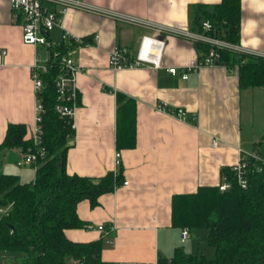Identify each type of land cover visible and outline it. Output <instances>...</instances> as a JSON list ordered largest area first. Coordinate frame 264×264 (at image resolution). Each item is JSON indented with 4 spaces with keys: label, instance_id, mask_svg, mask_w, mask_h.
I'll return each instance as SVG.
<instances>
[{
    "label": "crops",
    "instance_id": "0c3cea01",
    "mask_svg": "<svg viewBox=\"0 0 264 264\" xmlns=\"http://www.w3.org/2000/svg\"><path fill=\"white\" fill-rule=\"evenodd\" d=\"M240 1L237 44L264 54V0ZM86 2L156 26L194 31L196 5L220 0ZM48 8L59 10L54 4ZM21 22L12 14L9 0H0V143L9 123L25 124L26 136H33L36 95L30 67L50 58V49L22 41ZM65 31L85 40L64 43L78 66L74 136L66 153V172L92 178L116 172L114 157L119 151L122 176L112 192L98 198L97 206L91 207L88 200L78 203L83 226L66 229V236L76 242L101 239L102 260L117 264H153L160 257L170 258L177 248L191 255L185 250L189 237L181 242V229L171 225V197L218 185L221 168L236 164L240 150L256 152L264 138V86L242 89L236 71L221 65L190 71L187 79L171 75L165 68L185 65L204 52L185 37L157 33L125 19L70 8L48 39L60 45ZM143 35L164 39L163 68L112 69L110 52L121 47L134 57ZM117 92L135 102L132 148L116 147ZM163 103L168 109H181L184 118L158 109ZM22 155L15 148L1 150L0 173L12 172L21 181L17 168L24 166L17 162Z\"/></svg>",
    "mask_w": 264,
    "mask_h": 264
},
{
    "label": "trees",
    "instance_id": "16d2710c",
    "mask_svg": "<svg viewBox=\"0 0 264 264\" xmlns=\"http://www.w3.org/2000/svg\"><path fill=\"white\" fill-rule=\"evenodd\" d=\"M208 20L219 38L238 43L241 20L240 0H220L216 4H197L194 31H201V21ZM85 41V40H84ZM206 52L208 44L195 42ZM67 51L66 44L55 48ZM218 65L236 71L240 88L264 86V57L221 49ZM47 72L42 74L43 86L38 92L43 111L41 132L37 142L27 137L23 123H9L0 143V151L15 148L20 153L39 149L45 158L33 180L21 182L19 176L0 173V252L3 264H117L102 260V240L76 242L66 229L80 228L83 222L77 205L88 200L91 207L98 198L122 181L120 166L116 172L92 178L66 172V153L71 146L74 129L68 118L55 110V78L58 62L50 52ZM116 147L135 145V102L120 92L116 94ZM221 180L231 186L220 191L216 186H199L194 192L171 197V225L182 229H205L201 237L214 250L211 259L203 255H185L181 248L170 258L160 257L158 264H264V170L250 172L247 188H241L230 166L220 170Z\"/></svg>",
    "mask_w": 264,
    "mask_h": 264
},
{
    "label": "built area",
    "instance_id": "2783aa9c",
    "mask_svg": "<svg viewBox=\"0 0 264 264\" xmlns=\"http://www.w3.org/2000/svg\"><path fill=\"white\" fill-rule=\"evenodd\" d=\"M12 14L14 17H21V38L22 41L30 45H40L52 51L53 60L58 62L59 71L55 78L56 90V106L55 110L60 117L68 118L70 126L74 129V116L77 107L78 90L76 86V75L78 66L68 51L60 53L55 48V45L48 39L49 32L56 25L61 24L63 13L70 8H81L91 12L99 13L109 17L118 19H125L128 22L135 23L144 28H152L157 33H173L185 37L193 42H204L208 44V49L204 54L181 66H169L165 70L171 75H180L182 79H187L188 72L196 71L201 67H213L218 65L219 53L221 49L250 53L253 55L263 56L264 54H256L247 51L238 46V44L230 43L219 38L216 30L212 29V25L208 20L201 21V31L180 30L176 28H164L156 26L145 20L132 18L119 14L108 8H101L90 5L86 0H9ZM48 4H54L59 7V10H52L48 8ZM62 43L83 44L84 39L73 36L65 31L62 35ZM164 39L159 36L143 35L140 38L139 45L134 57L128 54V51L121 47H115L109 55V66L112 69L120 70L124 68L133 67H149L153 69L163 68L161 61L162 50L164 47ZM50 51V52H51ZM51 55V54H50ZM50 59V58H49ZM48 61L43 65L33 64L30 67V77L33 84V89L36 95V116L35 126L33 129V136L35 142L39 138L41 132V112L43 111L41 99L38 97V92L43 86L42 74L47 72L50 64ZM157 108L166 111L172 115L184 118V112L181 109H168L166 104H158ZM217 142L214 140L213 144ZM264 143V138L262 140ZM45 158L42 150H35L34 152H27L22 155L17 162L18 166L30 165L36 170L40 164L38 159ZM121 165L120 153L115 152L114 166L118 168ZM235 174L238 185L245 189L248 186V175L250 172H262L264 170V158H261L257 152H246L240 150V157L236 164L231 166ZM123 184H126L124 182ZM231 186L230 182L222 181L218 188L220 191H225ZM8 207L0 210L1 214H7ZM90 228L92 226H89ZM99 230H104L103 225L97 227ZM189 237V230H181V242H184ZM141 264V263H128ZM153 264H158L157 261Z\"/></svg>",
    "mask_w": 264,
    "mask_h": 264
},
{
    "label": "rangeland",
    "instance_id": "374dc122",
    "mask_svg": "<svg viewBox=\"0 0 264 264\" xmlns=\"http://www.w3.org/2000/svg\"><path fill=\"white\" fill-rule=\"evenodd\" d=\"M257 153L264 158V143L260 144L257 149H255ZM19 171L22 172L20 174L21 181L30 182L34 177L33 167L30 165H25L24 167L17 168ZM5 173H12V172H5ZM15 173V172H14ZM5 208L4 206H0V209ZM206 233L205 229L197 228L191 229L189 231V239L185 244V250L188 254L191 255H203L206 259H211L214 255V250L210 247L205 241L201 240L202 235ZM4 262V259H0Z\"/></svg>",
    "mask_w": 264,
    "mask_h": 264
}]
</instances>
